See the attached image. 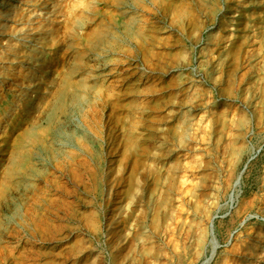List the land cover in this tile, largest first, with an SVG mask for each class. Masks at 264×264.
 <instances>
[{
    "label": "rangeland",
    "instance_id": "rangeland-1",
    "mask_svg": "<svg viewBox=\"0 0 264 264\" xmlns=\"http://www.w3.org/2000/svg\"><path fill=\"white\" fill-rule=\"evenodd\" d=\"M17 1L0 264H264V0Z\"/></svg>",
    "mask_w": 264,
    "mask_h": 264
},
{
    "label": "bare ground",
    "instance_id": "bare-ground-1",
    "mask_svg": "<svg viewBox=\"0 0 264 264\" xmlns=\"http://www.w3.org/2000/svg\"><path fill=\"white\" fill-rule=\"evenodd\" d=\"M17 2H18L17 0H15V1L14 0H0V31L1 32L4 31L3 28L7 25V23L9 21H11L12 17H14V14L16 12L14 10V8L17 6ZM26 30L27 29H22L21 32L24 33ZM39 59H40L39 56L35 58V64L34 65L38 64ZM101 66L103 67V62L101 64ZM98 73H100V72H98ZM25 77L26 78L24 79V84L21 87L24 89V91L28 92V94H24L23 96L29 97V93L34 91V89L37 87L38 82L36 81L37 77H35V74L33 71L27 72ZM30 95H31V93H30ZM203 264H205V263H203Z\"/></svg>",
    "mask_w": 264,
    "mask_h": 264
}]
</instances>
